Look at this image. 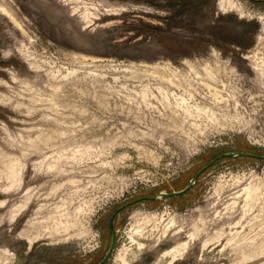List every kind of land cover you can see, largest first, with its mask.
<instances>
[{
	"label": "rangeland",
	"instance_id": "obj_1",
	"mask_svg": "<svg viewBox=\"0 0 264 264\" xmlns=\"http://www.w3.org/2000/svg\"><path fill=\"white\" fill-rule=\"evenodd\" d=\"M112 229L103 264H264V0H0V264Z\"/></svg>",
	"mask_w": 264,
	"mask_h": 264
},
{
	"label": "water",
	"instance_id": "obj_2",
	"mask_svg": "<svg viewBox=\"0 0 264 264\" xmlns=\"http://www.w3.org/2000/svg\"><path fill=\"white\" fill-rule=\"evenodd\" d=\"M237 154H243V152H237ZM231 155L230 153H222L220 155H218L217 157H215L212 161H210L207 165H205L203 168L200 169V171L192 178L191 182L183 189L181 190H174L172 192H166V191H160L158 192L157 194H155L154 196H142V197H139V198H136V199H133V200H130L128 202H125L123 203L117 211L119 210H122L134 203H136L137 201H141V200H149V199H156L158 197H162V196H173V195H178V194H182L184 192H186L187 190H189L191 188V186L195 183L198 175L200 172H202L204 169H206L207 167H209L213 161H215L216 159L220 158V157H223V156H229ZM254 155V154H252ZM117 212H114V214L112 215V217L116 214ZM116 247V236H115V233H114V230L112 229L111 230V243H110V246H109V249H108V252L106 254V256L104 257V259H102L99 263L97 264H103L107 259H109L110 255L112 254L113 250L115 249Z\"/></svg>",
	"mask_w": 264,
	"mask_h": 264
},
{
	"label": "trees",
	"instance_id": "obj_3",
	"mask_svg": "<svg viewBox=\"0 0 264 264\" xmlns=\"http://www.w3.org/2000/svg\"><path fill=\"white\" fill-rule=\"evenodd\" d=\"M183 12H185L184 10H174V12H173V17H177L178 15H180L181 13H183ZM173 17H170V20H172L173 19Z\"/></svg>",
	"mask_w": 264,
	"mask_h": 264
}]
</instances>
